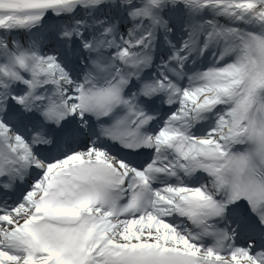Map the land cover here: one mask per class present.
I'll list each match as a JSON object with an SVG mask.
<instances>
[{
    "label": "snow or ice",
    "instance_id": "snow-or-ice-1",
    "mask_svg": "<svg viewBox=\"0 0 264 264\" xmlns=\"http://www.w3.org/2000/svg\"><path fill=\"white\" fill-rule=\"evenodd\" d=\"M0 264H264V0H0Z\"/></svg>",
    "mask_w": 264,
    "mask_h": 264
}]
</instances>
